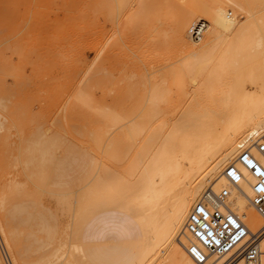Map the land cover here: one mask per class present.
I'll return each mask as SVG.
<instances>
[{
  "label": "bare ground",
  "instance_id": "bare-ground-1",
  "mask_svg": "<svg viewBox=\"0 0 264 264\" xmlns=\"http://www.w3.org/2000/svg\"><path fill=\"white\" fill-rule=\"evenodd\" d=\"M110 4L116 17L127 19L149 10L146 0ZM168 10L175 18L171 40L181 59L146 77L131 116L106 106L96 109L99 124L91 133L90 151L100 157L92 158L93 173L63 202L65 229L74 220L86 226L96 214L117 211L136 225V232L125 229L99 240L95 253L84 255L79 264H197L188 249L199 243L187 224L201 202L237 216L250 236L264 228V218L252 203L253 178L238 162L240 145L246 144L264 167V153L253 146L264 135V0H170ZM78 91L75 103L91 107ZM159 129L166 130L161 139ZM118 130L121 134L115 135ZM230 166L243 174L239 185L226 175ZM10 181L7 189L14 188ZM225 191L229 195L222 204ZM1 233L2 253L13 264L3 226ZM76 239L80 241L79 234ZM248 240L219 258V264ZM259 246L264 263V234ZM14 261L19 264L15 256ZM234 264L246 261L239 256Z\"/></svg>",
  "mask_w": 264,
  "mask_h": 264
},
{
  "label": "rangeland",
  "instance_id": "rangeland-1",
  "mask_svg": "<svg viewBox=\"0 0 264 264\" xmlns=\"http://www.w3.org/2000/svg\"><path fill=\"white\" fill-rule=\"evenodd\" d=\"M146 2L147 12L127 19L113 14L110 0H0V233L8 232L13 264L14 256L19 264H79L99 240L136 232L117 211L65 229L63 202L100 157L90 151L95 112L106 106L131 116L142 82L181 59L170 0ZM78 90L93 109L75 103ZM157 132L161 139L166 130Z\"/></svg>",
  "mask_w": 264,
  "mask_h": 264
},
{
  "label": "built area",
  "instance_id": "built-area-1",
  "mask_svg": "<svg viewBox=\"0 0 264 264\" xmlns=\"http://www.w3.org/2000/svg\"><path fill=\"white\" fill-rule=\"evenodd\" d=\"M255 136V135H254ZM250 138L248 141H250ZM241 144L242 153L238 162L251 174L253 178L252 203L257 212L264 218V167L251 154L250 149L244 148ZM253 146L261 153H264V135L257 137ZM226 175L230 182L239 185L243 181V174L235 166H230ZM229 195L225 191L219 198L223 204V198ZM187 230L198 241L188 249L190 257L197 264H219V258L233 251L237 246L246 241L239 251L232 258L222 264H234L236 258L243 256L246 264H264L260 250V239L264 234V228L256 235L250 236L248 227L234 214L222 212L212 204L199 203L192 211L187 224ZM2 250L3 249V246ZM7 263L11 264L4 252ZM213 257L218 259L212 260Z\"/></svg>",
  "mask_w": 264,
  "mask_h": 264
},
{
  "label": "crops",
  "instance_id": "crops-1",
  "mask_svg": "<svg viewBox=\"0 0 264 264\" xmlns=\"http://www.w3.org/2000/svg\"><path fill=\"white\" fill-rule=\"evenodd\" d=\"M0 261H1L0 264H4L2 256L0 257Z\"/></svg>",
  "mask_w": 264,
  "mask_h": 264
}]
</instances>
